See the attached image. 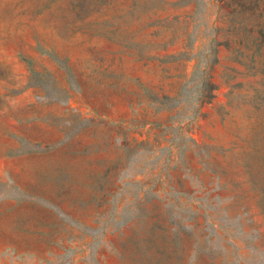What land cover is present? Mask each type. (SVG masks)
Masks as SVG:
<instances>
[{"label": "rangeland", "instance_id": "obj_1", "mask_svg": "<svg viewBox=\"0 0 264 264\" xmlns=\"http://www.w3.org/2000/svg\"><path fill=\"white\" fill-rule=\"evenodd\" d=\"M253 4L0 0V264H264Z\"/></svg>", "mask_w": 264, "mask_h": 264}, {"label": "trees", "instance_id": "obj_2", "mask_svg": "<svg viewBox=\"0 0 264 264\" xmlns=\"http://www.w3.org/2000/svg\"><path fill=\"white\" fill-rule=\"evenodd\" d=\"M224 3L227 7H231L233 15L254 11L253 3H257L256 8H259L262 11L264 10V0H224ZM205 85L208 87V93L204 95V98L210 100L212 98L211 91L213 90L214 85L210 82L209 77L206 79Z\"/></svg>", "mask_w": 264, "mask_h": 264}]
</instances>
